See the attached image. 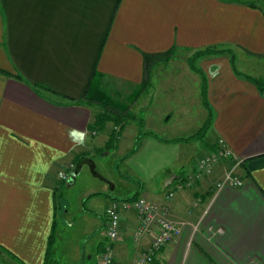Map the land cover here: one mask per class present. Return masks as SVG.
Here are the masks:
<instances>
[{
	"label": "crops",
	"instance_id": "obj_1",
	"mask_svg": "<svg viewBox=\"0 0 264 264\" xmlns=\"http://www.w3.org/2000/svg\"><path fill=\"white\" fill-rule=\"evenodd\" d=\"M259 7L247 0H0V264H51L57 171L94 146L90 132L97 129L88 125L97 113L87 97L117 105L104 88L138 93L145 70L158 60L174 50L192 55L206 45L227 52L195 63L210 107L208 114L200 82L202 125L210 115L201 137L156 140L169 143L180 159L164 165L157 187L144 189L138 182L132 193L121 188L128 192L124 199L143 195L181 222L150 264H264V90L236 75L229 62L231 54L236 69L252 75L238 64L235 50L264 58ZM145 55L151 57L149 69ZM16 72L21 79L9 74ZM219 137L240 161L235 171L241 184L214 188L228 164L223 160L211 175L177 189L179 176ZM104 208L97 223L103 230ZM137 222L133 211H121L119 234L111 242L118 264H129L150 238L146 233L131 239ZM103 240L105 232L92 251L96 264ZM92 259L83 249L78 264Z\"/></svg>",
	"mask_w": 264,
	"mask_h": 264
},
{
	"label": "rangeland",
	"instance_id": "obj_2",
	"mask_svg": "<svg viewBox=\"0 0 264 264\" xmlns=\"http://www.w3.org/2000/svg\"><path fill=\"white\" fill-rule=\"evenodd\" d=\"M247 1L264 8V0ZM235 52L243 70L254 76L264 73V58L254 59L238 49ZM189 55L188 50H174L166 59L158 60L150 68L138 93L134 88L124 93L104 88L117 103L115 106L124 110L119 113L122 128L115 140L117 148L97 147V142L106 138L113 127V120H108L95 134L90 132L94 146L88 149L85 157L92 160L95 173L87 162H83L76 173H72V168L69 178L62 182L56 179L59 183L55 189L58 205L51 264H73L80 259L83 249L93 256L91 264H96L92 251L96 241L103 237L104 230L97 223L104 204L109 198L124 199L128 192L122 186L128 187L130 193L138 187V182H143L144 189L159 186L165 175L164 165L172 159L179 160L180 156L174 155L169 143L164 142L168 145L163 146L155 141H167L176 135L187 136L202 126L205 109L197 96L201 76L188 67L186 58ZM94 108L95 113H99L105 105L94 101ZM135 143L136 149L132 151ZM178 167V164L171 165L167 169L174 171ZM83 264L89 263L84 260Z\"/></svg>",
	"mask_w": 264,
	"mask_h": 264
},
{
	"label": "built area",
	"instance_id": "obj_3",
	"mask_svg": "<svg viewBox=\"0 0 264 264\" xmlns=\"http://www.w3.org/2000/svg\"><path fill=\"white\" fill-rule=\"evenodd\" d=\"M223 160H228V164L214 181V188L240 185L242 179L235 171L240 161L233 157L230 147L219 137L212 150L198 156L191 168L185 171L182 177L179 176L174 183L175 187L183 189L192 186L196 180L211 175ZM73 167L72 163H68L58 169V179L69 178ZM171 195V191L167 192V196ZM124 210L133 211L138 219L131 232L133 241H138L143 234L150 233L148 242L137 250L129 264H150L159 248L178 234L181 222L171 219L165 208L143 195L121 200L111 198L104 208L105 240L98 256L99 264H118L111 242L118 237L120 213Z\"/></svg>",
	"mask_w": 264,
	"mask_h": 264
},
{
	"label": "trees",
	"instance_id": "obj_4",
	"mask_svg": "<svg viewBox=\"0 0 264 264\" xmlns=\"http://www.w3.org/2000/svg\"><path fill=\"white\" fill-rule=\"evenodd\" d=\"M253 4L254 3H252L251 5H253ZM259 8H261V10H262V12L264 14V8H262V7H259ZM223 52H227V50H225L224 48L219 47V46L206 45V46H203L202 48L194 50L192 55L189 58V61H188L190 69L195 71V72H197L201 76V83L199 85L200 95H201V102H202L203 106L206 107V110L208 111V114H210V107H209V105L207 103V100H206V97H205V80H204V77L202 75V72H201L200 68L195 65L194 59L197 58V57H200V56L211 55V54H214V53H223ZM150 59H151V57H149L148 55H145V58H144V67H145V69L149 67ZM229 62H230L231 69L235 72L236 75L241 76L243 78H246L249 81H251L252 83H254L259 91L262 92L264 90V75L261 76V77H255V76H252V75H249V74H246V73L239 72L236 69V67H235V65H234V63L232 61L231 54H229ZM148 73H149V71L146 69L145 70V76H144L143 80H145L148 77ZM9 74L12 77H14L15 79H21L22 78L21 75L18 74L17 72L16 73H9ZM92 74H94V73L93 72L91 73V76L89 77V81L93 77ZM37 85H41L42 86L43 84H37ZM86 92H87V88H85V90H84V96H86ZM87 98H89L90 100H94V101H102L104 103V105H105V109L102 112H99V113L96 114V116L94 118V122L88 125L89 128L102 129L104 127V124H105L106 121L113 120V123H114L113 127L111 128V130H109L108 135H107V139L104 142V147L105 148H110L112 145H114V142H115L116 137H117V133L122 128V125H121L120 119H119V113L123 112L124 110L121 109V106L120 107L115 106V105L111 104L110 102H105V100H101V98L100 99L91 98V97H87ZM209 119H210V115H208L205 123L202 126L199 127L200 129H197L198 131H196L195 133L191 134L190 136H186V137H182V138L180 137V139L201 137L202 132H203V130L205 128V125L209 122ZM116 126H118V129L115 128ZM134 149H136V143L134 144L132 151H134ZM82 157H84V155H80L76 159L79 160ZM74 166H75V164H74ZM60 182H62V180H60ZM56 186H57V184H56ZM0 248H2V247L0 246ZM7 253H9V252H7Z\"/></svg>",
	"mask_w": 264,
	"mask_h": 264
},
{
	"label": "water",
	"instance_id": "obj_5",
	"mask_svg": "<svg viewBox=\"0 0 264 264\" xmlns=\"http://www.w3.org/2000/svg\"><path fill=\"white\" fill-rule=\"evenodd\" d=\"M83 162H87V163L89 164L90 169L93 171V162H92V160L89 159L88 157H83V158L79 159V160L75 163V166H74V169H73L72 173H73V172L76 173V172L78 171L79 167L81 166V164H82ZM93 172H94V171H93ZM94 173H95V172H94ZM110 199H111V198H110Z\"/></svg>",
	"mask_w": 264,
	"mask_h": 264
}]
</instances>
